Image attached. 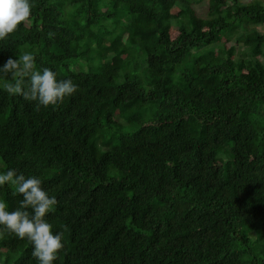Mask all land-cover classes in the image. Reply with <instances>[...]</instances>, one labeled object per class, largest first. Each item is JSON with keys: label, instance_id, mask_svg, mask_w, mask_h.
I'll return each mask as SVG.
<instances>
[{"label": "trees", "instance_id": "trees-1", "mask_svg": "<svg viewBox=\"0 0 264 264\" xmlns=\"http://www.w3.org/2000/svg\"><path fill=\"white\" fill-rule=\"evenodd\" d=\"M30 2L0 66L30 51L78 91L37 111L0 73V173L56 196L54 264H264V0ZM32 249L4 232L0 264Z\"/></svg>", "mask_w": 264, "mask_h": 264}, {"label": "clouds", "instance_id": "clouds-1", "mask_svg": "<svg viewBox=\"0 0 264 264\" xmlns=\"http://www.w3.org/2000/svg\"><path fill=\"white\" fill-rule=\"evenodd\" d=\"M33 7L30 0H0V40H5L28 21ZM0 73L11 75L3 89L9 95L35 102L37 111L41 107L62 104L66 97L78 91V85L71 79H58V73L51 68L38 70L36 55L30 51L23 52L18 58L10 56L0 66ZM5 184L14 185L16 193L23 199L14 211H9L8 205L0 200V236L9 232L27 239L33 246L32 256L39 264H54L65 248L64 233L54 232L53 225L46 219L58 205L56 196L43 188L39 177H25L16 169L0 173V186Z\"/></svg>", "mask_w": 264, "mask_h": 264}, {"label": "rangeland", "instance_id": "rangeland-1", "mask_svg": "<svg viewBox=\"0 0 264 264\" xmlns=\"http://www.w3.org/2000/svg\"><path fill=\"white\" fill-rule=\"evenodd\" d=\"M197 10H198V14L201 16V17H207L206 14L208 12V3L205 2L199 6H197ZM260 30L261 32L264 34V26H261L260 27Z\"/></svg>", "mask_w": 264, "mask_h": 264}]
</instances>
